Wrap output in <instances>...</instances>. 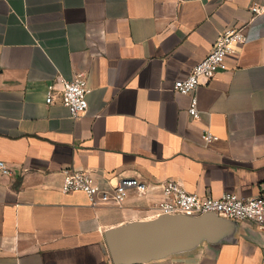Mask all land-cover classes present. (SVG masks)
<instances>
[{"label":"crops","instance_id":"crops-1","mask_svg":"<svg viewBox=\"0 0 264 264\" xmlns=\"http://www.w3.org/2000/svg\"><path fill=\"white\" fill-rule=\"evenodd\" d=\"M264 0H0V264H113L105 232L149 219L173 179L188 191L258 195L264 186ZM247 41L191 95L174 89L226 28ZM102 50V51H101ZM98 51L101 53H98ZM87 73L79 119L46 103L57 76ZM218 136L206 142L202 132ZM112 190L149 183L124 204L64 193L62 168ZM218 244L141 264H264V237L238 221Z\"/></svg>","mask_w":264,"mask_h":264},{"label":"built area","instance_id":"built-area-1","mask_svg":"<svg viewBox=\"0 0 264 264\" xmlns=\"http://www.w3.org/2000/svg\"><path fill=\"white\" fill-rule=\"evenodd\" d=\"M251 10L254 14H259L264 11V7L253 5ZM246 41L247 35L240 27L224 29L210 52L193 66L191 72L185 78L175 80L174 89L176 91L191 95L188 111L193 118H199L201 113L196 94L198 87L209 82L218 70L227 69L230 54ZM89 91L85 71H76L71 79L57 76L48 85L46 103L60 102L69 109L72 118L79 119L88 109L87 94ZM202 138L206 142H211L218 136L209 129H205L202 132ZM0 170L3 174H12V169L2 160H0ZM61 172L62 191L64 193L81 191L86 194L92 206H121L130 189H136L140 195L146 194L149 189L148 182L135 176H123L112 190H107L97 183L89 170L66 166ZM160 186L162 198L149 207L151 218L164 214L201 216L215 213L237 221H252L264 237V186L261 192L254 196H242L235 192H224L219 196H203L188 191L180 182L173 179L162 181Z\"/></svg>","mask_w":264,"mask_h":264},{"label":"water","instance_id":"water-1","mask_svg":"<svg viewBox=\"0 0 264 264\" xmlns=\"http://www.w3.org/2000/svg\"><path fill=\"white\" fill-rule=\"evenodd\" d=\"M237 222L215 213L164 214L110 228L105 241L113 264H141L191 251L202 242L221 243Z\"/></svg>","mask_w":264,"mask_h":264}]
</instances>
